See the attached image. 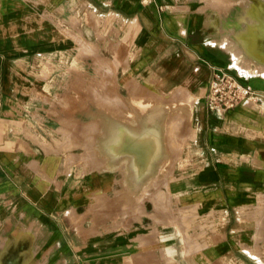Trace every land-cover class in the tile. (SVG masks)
<instances>
[{
    "label": "crops",
    "instance_id": "obj_1",
    "mask_svg": "<svg viewBox=\"0 0 264 264\" xmlns=\"http://www.w3.org/2000/svg\"><path fill=\"white\" fill-rule=\"evenodd\" d=\"M263 9L0 0V251L13 238L0 264H264ZM215 69L255 96L210 109ZM148 97L167 109L170 156L153 148L134 177L106 138L159 122L160 108L141 110Z\"/></svg>",
    "mask_w": 264,
    "mask_h": 264
},
{
    "label": "bare ground",
    "instance_id": "obj_2",
    "mask_svg": "<svg viewBox=\"0 0 264 264\" xmlns=\"http://www.w3.org/2000/svg\"><path fill=\"white\" fill-rule=\"evenodd\" d=\"M264 1V0H263ZM249 2V1H248ZM251 3V2H250ZM249 6V5H248ZM262 7V6H261ZM260 8V7H259ZM244 9V8H243ZM261 9V8H260ZM264 10V9H263ZM262 11V10H261ZM246 13H248V15H250L251 17H255V16H258L260 13H259V11H257V10H255V9H251V6H250V8H248V12L247 11H245ZM263 18V17H262ZM256 20H257V18H255ZM254 19V20H255ZM252 20V19H251ZM264 20V19H263ZM256 22V21H255ZM254 22V23H255ZM251 23H252V21H251ZM253 23V24H254ZM257 23H258V21H257ZM257 23H255V24H257ZM261 23V22H260ZM252 24V25H253ZM262 24V23H261ZM252 25H250V26H252ZM246 26V25H245ZM261 26H264V24L263 25H261ZM247 27H248V25H247ZM247 27H245V28H247ZM245 28H244V30H245ZM264 28V27H263ZM260 30V29H259ZM263 30V29H262ZM262 30H261V32H262ZM248 31H249V29H248ZM239 32V31H238ZM237 32V33H238ZM245 32V31H244ZM244 32H242L243 34H244ZM240 33H241V31H240ZM236 34V33H235ZM246 35L248 34V32L247 33H245ZM261 34V33H260ZM241 36H242V34H240ZM249 35H250V33H249ZM235 36H237V38H238V36H239V34H237V35H235ZM240 37V36H239ZM241 38V37H240ZM252 38V37H251ZM256 38V37H255ZM253 39V38H252ZM222 40H223V38H222ZM238 40H239V38H238ZM243 40H245V39H243ZM250 39H248V41H249ZM226 41V40H225ZM225 41H223V42H225ZM230 42V41H229ZM242 42V41H241ZM240 42V43H241ZM227 43V42H226ZM245 44V43H244ZM226 45H229V43L228 44H226ZM246 45H248V44H246ZM241 46H242V44H241ZM232 47V46H231ZM234 47H235V45H234ZM237 47V46H236ZM243 47V46H242ZM247 48V47H246ZM229 49H232V48H229ZM235 49V48H234ZM239 49V48H238ZM245 50V49H244ZM231 51V50H230ZM237 51H239V50H237ZM247 51V50H246ZM245 51V52H246ZM235 52V51H234ZM250 52V51H249ZM247 53V52H246ZM238 54H240V52L238 53ZM251 54V53H250ZM237 58H239V57H237ZM241 58V57H240ZM239 58V59H240ZM239 59H238V61H239ZM243 59H244V57H243ZM253 59V58H252ZM243 61V60H242ZM246 62V61H245ZM244 62V63H245ZM238 63V62H237ZM242 63V62H241ZM251 63V62H250ZM260 63H261V60H260ZM249 65V64H248ZM255 65V64H254ZM263 66V65H262ZM260 67H261V65H260ZM244 68V67H243ZM255 68V67H254ZM53 78V77H52ZM65 95V94H64ZM74 96V95H73ZM71 97V96H70ZM69 98V97H68ZM73 99V98H72ZM77 100V99H76ZM74 101V100H73ZM100 101V100H99ZM68 102V101H67ZM78 102V101H77ZM75 103H76V101H75ZM80 103V102H79ZM122 103V102H121ZM65 104V103H64ZM81 104V103H80ZM68 106V105H67ZM73 106V105H72ZM104 106H105V104H104ZM108 106V105H107ZM114 106V105H113ZM113 106H111V107H113ZM118 106V105H117ZM64 107H65V105H64ZM70 107V106H69ZM119 107V106H118ZM68 108V107H67ZM66 108V109H67ZM111 109V108H110ZM74 111V110H73ZM113 111V110H112ZM118 112V111H117ZM113 115V114H112ZM118 115V114H117ZM136 119V118H135ZM121 120V119H120ZM79 122V121H78ZM76 123V122H75ZM127 123V122H126ZM131 123V122H130ZM78 124V123H77ZM128 124V123H127ZM135 125H136V123H134ZM69 125V124H68ZM71 125H73V124H71ZM138 125V124H137ZM77 126V125H76ZM79 126V125H78ZM77 126V127H78ZM82 126V125H81ZM132 126H133V124H132ZM131 126V127H132ZM73 127V126H72ZM80 127V126H79ZM97 127V126H96ZM133 127H135V126H133ZM139 129H135V130H133V129H131L130 128V126H128V131H127V133H129L128 135H126L125 136V134H124V132L122 131V130H116L115 132H114V134L112 135V136H109V137H107L106 138V143L108 144V147H109V149H110V152H111V154L113 155V157H114V159L116 158V157H119L120 155H123L124 153H128V157H126V158H123V163L125 164V166H127L128 168V172H129V175H133L134 177H137V176H139L140 174H139V168H138V163H142L143 165H148L149 164V161L151 160V158H152V156H153V148H155V156H157V154H158V152L161 154V155H163L164 153H165V151L163 152V144H162V133H161V131L158 129V125L156 124V123H154V125L152 124V122L151 121H145V123L143 124V123H140L139 122ZM91 128V127H90ZM93 128V127H92ZM98 128V127H97ZM111 128V127H110ZM137 128V127H136ZM142 128H144V130L142 129ZM66 129V128H65ZM71 129V128H70ZM96 129V128H95ZM100 129V128H99ZM113 129V128H112ZM92 130V129H91ZM90 130V131H91ZM94 130V129H93ZM92 130V131H93ZM77 131H78V128H77ZM76 131V132H77ZM97 131V130H96ZM112 131H114V130H112ZM153 132H154V134H153ZM97 133V132H96ZM66 135H67V133H65ZM75 135V134H74ZM73 136V135H72ZM69 137H70V135H69ZM104 137V136H103ZM68 139V138H67ZM77 139V138H76ZM91 139V138H90ZM37 140H39V139H37ZM70 140V139H69ZM42 141V140H41ZM43 142V141H42ZM73 142V141H72ZM46 147V146H45ZM49 148V147H48ZM138 150V151H137ZM173 151V150H172ZM171 151V152H172ZM167 152V151H166ZM56 153V152H55ZM169 153V152H168ZM167 154V153H166ZM56 155V154H55ZM61 155V154H60ZM160 156V155H159ZM164 156V155H163ZM170 156V155H169ZM168 158V157H167ZM139 159V160H138ZM169 160V159H168ZM167 160V161H168ZM165 161V160H164ZM59 162V161H58ZM166 162V161H165ZM45 163V162H44ZM166 164H164V166H165ZM167 166V165H166ZM147 167V166H146ZM56 170V169H55ZM146 171H147V169H146ZM152 172V167H149V170H148V173H151ZM93 180V179H92ZM136 180V179H135ZM182 192V191H181ZM158 195V194H157ZM152 197H153V195H151ZM156 196V195H155ZM159 196V195H158ZM242 207H243V205H242ZM262 211V210H261ZM263 212V211H262ZM264 214V213H263ZM258 215V214H257ZM260 216H261V214H260ZM177 217H179V216H177ZM262 217H264V215L262 216ZM257 218V217H256ZM262 219H264V218H262ZM259 221H260V217H259V219H258ZM257 221V220H256ZM261 222H262V220H261ZM259 225H260V223H259ZM263 225V224H262ZM262 225H261V227H262ZM259 227V226H258ZM179 228H180V226H179ZM258 230V229H257ZM264 231V230H263ZM262 231V232H263ZM256 233V232H255ZM264 233V232H263ZM263 233H261V234H263ZM263 239H264V237H263ZM255 248H256V246H255ZM259 251V250H258ZM256 252H257V249H256ZM254 254H255V252H254ZM258 254V253H257ZM258 256V255H257ZM264 261V260H263Z\"/></svg>",
    "mask_w": 264,
    "mask_h": 264
},
{
    "label": "built area",
    "instance_id": "obj_3",
    "mask_svg": "<svg viewBox=\"0 0 264 264\" xmlns=\"http://www.w3.org/2000/svg\"><path fill=\"white\" fill-rule=\"evenodd\" d=\"M254 96L253 87L223 69L214 70L206 95L210 109L222 110L232 109L243 99Z\"/></svg>",
    "mask_w": 264,
    "mask_h": 264
},
{
    "label": "rangeland",
    "instance_id": "obj_4",
    "mask_svg": "<svg viewBox=\"0 0 264 264\" xmlns=\"http://www.w3.org/2000/svg\"><path fill=\"white\" fill-rule=\"evenodd\" d=\"M147 95H149V96H151L152 98H153V95L151 94V93H147L146 94V96ZM152 98H150V97H148V98H146L142 103H141V110H142V112H144L145 114H147L150 110H152L153 108L155 109V110H157L158 108H160V112H162L161 113V120L158 122V121H155V123L158 125L159 124V127H158V129L160 130V131H162L161 129H162V127H163V132H164V129L167 127V121H163V124H162V119H163V117H164V115H165V112H166V108H163V107H159L158 106V104L157 103H153V99ZM165 110V111H164ZM184 123H185V121H180V120H178V122H177V135H176V147H177V156L178 157H180V155H181V149H182V146H183V144H184V142H185V139H183L181 136H180V132H181V129H182V126L184 125ZM138 124V125H137ZM136 125L133 123V126H135V127H133L132 126V124L131 125H129L130 126V128L131 129H133V130H135V129H139V123H137ZM132 126V127H131ZM137 127V128H136ZM135 128V129H134ZM162 133V132H161ZM162 135V134H161ZM170 136H164V135H162V144H164V143H169V142H171L172 141V137L171 138H169ZM169 140H171V141H169ZM167 153V154H166ZM169 154L170 153H168V152H165L164 153V156H169ZM113 156V155H112ZM164 156H162V158L164 157ZM126 157H128V153H124L123 155H120L119 157H116L115 158V161L116 162H121V161H124L123 160V158H126ZM163 164V163H162ZM164 164H166L165 166H164ZM163 165H162V175H166V173H167V171H168V167H169V164H168V162H166V163H164ZM128 167H126V169H127ZM127 171H128V169H127ZM151 174H152V172H151ZM11 239H13V238H7L6 240H5V245H4V247L2 248V250L0 251V254H2L3 253V251L5 250V248H6V246L9 244V242H10V240Z\"/></svg>",
    "mask_w": 264,
    "mask_h": 264
}]
</instances>
